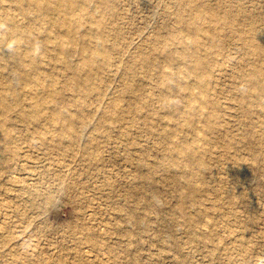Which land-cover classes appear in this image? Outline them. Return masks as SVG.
Returning a JSON list of instances; mask_svg holds the SVG:
<instances>
[{"label": "rangeland", "instance_id": "1", "mask_svg": "<svg viewBox=\"0 0 264 264\" xmlns=\"http://www.w3.org/2000/svg\"><path fill=\"white\" fill-rule=\"evenodd\" d=\"M53 1L0 0V264H264V0Z\"/></svg>", "mask_w": 264, "mask_h": 264}, {"label": "bare ground", "instance_id": "2", "mask_svg": "<svg viewBox=\"0 0 264 264\" xmlns=\"http://www.w3.org/2000/svg\"><path fill=\"white\" fill-rule=\"evenodd\" d=\"M60 1L61 0H55L50 5L51 6L54 5V4L55 5H59L60 4L59 3ZM0 7H1V4H0ZM197 9H198L199 12L202 11L200 8H197ZM197 17H199V19H202V16L197 15ZM208 21H211V20L208 19ZM76 27H78V25L75 26L73 30H76ZM223 27L225 28V26H223ZM196 28L199 29V30H202V32L206 30L205 25L203 23L199 24L197 22ZM237 29L239 30V28H237ZM245 30L248 32V34H250V33L253 34V36L248 35L244 39L245 43H247L248 45H250V46L247 47V50L249 52L253 53V54H256L258 52V50L263 47L264 42H261L260 40H256L255 35L258 32L252 26L246 27ZM200 36L204 38V35L202 33H201ZM195 41H196V39H190V40H187L186 43L187 44H191V43L193 44V43H195ZM212 49H213V46H210L209 48L205 47L203 51L206 54L207 53L213 54V50ZM180 58H182V56H180ZM200 58H201V60H203L202 57H200ZM187 60L188 59H186V61ZM184 61L185 60H181L180 63H182ZM199 62H203V61H199ZM253 73L256 74V72H253ZM250 78H252V77H250ZM250 81H252V79H250ZM36 83L37 84H41V81H36ZM10 84H12V81L10 82ZM198 92H197V90L193 89V91H191L190 93L184 95V97H189V96H191V94H197L198 95ZM7 98H8V96H7L6 93H1L0 94V108L3 110L4 116L6 118H9V115L7 114L8 111H6V108H7L6 100H7ZM31 98L33 99L34 107L38 109V103H35V102H39V101L44 102L46 100L52 101V100H54L56 98V96L38 97V96H35L33 94ZM167 99H168L167 96H165V94H163L162 95V100L164 101V103H167ZM196 102H197V100L191 102V104L193 105V107L195 109L201 108L203 106V104H204L203 101H199L197 103ZM12 103H15L14 105H18V102H12ZM188 112H189V116H188V121H189L190 118H191V111H188ZM19 113H20V117H22L24 121L37 119V117H38V114H37L36 111H28V110H21L20 109ZM63 113H65L64 110H63V108L62 107L60 108L59 106L58 107L56 106L54 109L51 110L50 118H51V120L54 119L56 121L55 122L56 126H62L63 125V123H61V118H62V116H64ZM70 118H71V120H73V114L70 115ZM263 122H264V120L261 122V126L264 128V123ZM91 124H92V122L89 121L88 115H86L84 117V119L82 120V123H81L80 127L77 128V132H80L81 131L82 132V135H83L85 131H88V129L91 126ZM202 127L204 128L205 125H203ZM0 128H1L0 129V157H2V152L4 151V149L10 147V145H11V136L13 135V132H10L9 131L10 126L4 120L3 121L0 120ZM57 130L58 131H61L62 128L59 127V128H57ZM262 151L264 153V148L262 149Z\"/></svg>", "mask_w": 264, "mask_h": 264}]
</instances>
